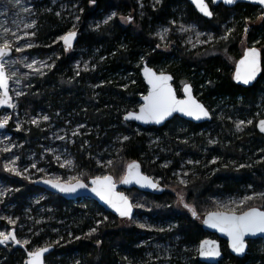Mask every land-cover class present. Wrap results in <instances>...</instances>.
<instances>
[{"label":"trees","instance_id":"trees-1","mask_svg":"<svg viewBox=\"0 0 264 264\" xmlns=\"http://www.w3.org/2000/svg\"><path fill=\"white\" fill-rule=\"evenodd\" d=\"M63 1L72 7L69 17L59 7ZM208 4L213 11L210 19L195 12L186 0H162L161 4L155 0H95V4L89 0L34 1L36 46L31 52L54 67L49 70L46 66L29 79L28 89L17 99L19 114L29 119L45 112L55 128L65 126L71 132L78 127V135L70 136L65 146L75 173L85 182L98 175H111L119 182L126 165L138 161L142 172L158 178L164 191L153 195L125 190L143 205L135 209L134 216H146L153 224L162 225L165 220L172 224L171 230L161 232H155V227L140 228L132 220L104 211L89 198L67 201L0 167V180L13 190L7 191L1 210H11L15 233L19 239L31 241L26 246L29 250L53 246L45 264H162L157 241L171 245L169 264H203L197 260V246L202 239L216 236L202 230L201 220L217 210V196L238 195L250 187L256 198L249 203L264 209V199L257 195L264 193V135L254 126L264 117V20L256 23L264 10L249 4L232 8ZM112 13L116 15L105 25L103 21ZM129 16L131 23L120 22V17ZM239 16L247 17L238 23ZM180 21L210 34L211 41L189 48L175 35L171 52L157 48L163 44L157 30L167 27L172 35L170 22ZM74 23L77 40L66 52L58 37ZM243 24L250 40L257 33L263 38L256 44L260 47L261 74L247 88L232 81L233 64L241 56ZM225 26H230L228 32ZM224 36L227 39H221ZM141 57L156 72L162 69L169 73L175 89L179 80L190 81L196 98L209 109L211 121L194 124L174 117L161 127H138L124 121L123 116L136 110L140 96L146 93L139 74ZM200 74L203 85L199 88L196 79ZM125 77L131 81L126 82ZM176 93L180 96L179 90ZM231 117L251 118L252 124L238 132ZM204 127L207 131L199 133ZM41 128L30 122L21 125L15 136L22 149L34 147L42 139ZM124 136L130 139L123 141ZM210 137L216 141L213 146L208 143ZM255 149L259 152L250 159ZM213 157L215 164L210 163ZM109 160L111 165L106 163ZM188 161H198L187 164L189 190L185 198L196 207L197 219L188 211L177 212L175 195L166 191V186L179 187L174 173ZM243 163L252 166L240 168ZM165 164L167 167H162ZM17 188L20 190L14 191ZM104 217L108 219L97 232L85 237ZM261 240L263 248L258 251L254 246ZM220 242L223 255L217 264H264V238L248 241L247 254L241 258L230 255L226 243ZM24 260L22 249L0 247V264H24Z\"/></svg>","mask_w":264,"mask_h":264},{"label":"snow or ice","instance_id":"snow-or-ice-1","mask_svg":"<svg viewBox=\"0 0 264 264\" xmlns=\"http://www.w3.org/2000/svg\"><path fill=\"white\" fill-rule=\"evenodd\" d=\"M218 0H211L212 4H216ZM236 0H223V3L226 5L234 4ZM251 3L260 5L262 9H264V0H250ZM90 4H95V0H89ZM162 0H155V4H161ZM192 3L195 5L196 9L205 17L212 18L213 11L210 10L209 4L206 3V0H192ZM28 11V9H25ZM82 11V9H81ZM59 16L60 13H57ZM116 13H112V15L108 16L103 23L107 25L109 21L113 19ZM79 16L75 17V20L79 21ZM260 20H264V15L258 17ZM121 20L126 23H131V17H121ZM247 22V21H246ZM175 27L174 22H170ZM34 23H25V28H33ZM100 27L99 24L96 25V29L98 30ZM76 24H73L72 30L67 31L64 35L59 37L60 41H63L64 51H68L73 47V41L77 37ZM193 29L191 27H185L183 24L180 25V31L189 32ZM170 29L165 27L161 31L157 33V36L161 41L167 39ZM248 29H245L247 32ZM13 36L16 35L15 32L11 33ZM32 36H35V33H32ZM24 39V37H17L15 43L11 42L8 39V30L0 35V107H4L6 109L16 107L15 104L12 103V97L9 94L10 89V81H12L13 77L16 76L15 72L6 73V68L9 67L8 58L13 51L16 53H23L26 51V48H32L35 45L32 43H28L25 46L20 44V40ZM211 37H209V42L211 41ZM221 39H227V36L221 37ZM50 46V45H49ZM160 45L157 44V48ZM59 57H57L58 59ZM144 58L141 57V63L143 64ZM12 64L15 63H23V61H12ZM36 64H40V67H35ZM27 68L32 69L36 73L41 72V68L47 66L49 70L54 67V64H47V62H39L33 61V63H28L25 65ZM85 70H87V65H85ZM260 71V52L255 48H247L244 52L243 58L239 61L236 66V71L233 79L237 83H241L244 85H248L250 82L256 79L258 72ZM142 74L144 79L146 80L149 88L147 95L141 97L143 103L139 106L138 112L128 111L126 115H124L123 119L125 121H140L144 124L154 123L161 124L168 117L172 116L173 113H180L183 116L190 117L193 120L200 121L203 119H211L209 109L200 103L194 96L192 86L186 82L183 83V93L184 98L178 99L175 91L173 90L170 81H172L173 77L167 74L165 71L161 70L159 73L151 69L150 67L143 66ZM76 75H79V71H77ZM135 83V81H132ZM16 96L20 97L24 95L21 91H16ZM12 119L10 115L0 116V129H4L9 121ZM43 121H48L49 117L47 115L42 117ZM39 120L32 119L30 123L35 126H39ZM244 121H239L236 123L235 127L237 131L242 130V125H244ZM247 124H252V121H247ZM80 127H83L81 125ZM259 131L264 133V119L259 120L257 125ZM20 124L17 123L16 131H20ZM72 135H78V132L73 131ZM59 139H64V137H58ZM130 138L128 136L123 137V141H127ZM187 143V141H184ZM209 144H214L216 141L209 139ZM12 149L9 147L0 148V152H10ZM19 157L15 159H10L8 163L3 165V171L6 173H10L14 176L22 177L27 179L24 175V172L16 167V163ZM59 160V157H57ZM217 161L214 158L211 163L215 164ZM68 163H71L69 161ZM99 163V161L97 162ZM108 165H111L113 161L109 160L106 162ZM188 163H198V161H188ZM62 167L64 165H61ZM103 166V165H102ZM252 165L240 164V168L251 167ZM33 168H36V165H32ZM140 164L135 161L128 163L126 165V169L124 174L120 177V183L124 185L129 184H137L141 188H151L158 189V181L153 180L147 175H143L140 171ZM162 167H167V164L162 165ZM42 171V169H41ZM178 177V183L180 185L187 186V181H185L180 177L179 173H174ZM184 176H187L188 173L184 172ZM75 181L74 183L72 181ZM42 183L49 185L51 188L56 189L58 192L65 194H74L79 189H85L96 197H98L104 204H106L110 209H112L115 213H117L122 219L127 218L132 220V212L134 207H142L143 205L136 203L133 204L130 202L129 198L125 196L123 193H118L115 191V182L111 175H98L87 182L81 181L79 178L73 177L72 180L67 182H61L59 179H45ZM20 189H15L14 191H19ZM9 192L13 191L12 189H8ZM3 195V192H0V196ZM257 195L260 198L264 199V193H258ZM256 197L249 195L245 196L241 201H231L229 203L218 204L216 211L208 212L203 218L202 223L209 227L216 229L217 231L223 233L228 237L229 247L233 253L237 256H243L246 254L247 243L246 237H257L258 234H261V238H264V210L258 208L256 206H252L249 202L254 200ZM4 201L0 199V203ZM179 205H182L184 209H186L193 219L200 218L198 215V211L193 204L187 203L184 199L183 193L178 194ZM234 205V206H233ZM247 205V207H245ZM223 209V210H221ZM107 217H104L102 220L96 222V227L90 229L89 232L85 233V237L93 236L100 225L107 221ZM0 220L6 221L9 225L15 226L16 220L12 219L8 216H0ZM39 223V221H37ZM140 228H146L145 224H137ZM174 227V226H173ZM151 230V229H149ZM159 231H165V229L160 228ZM171 230V229H169ZM71 236V234H69ZM75 239H81L80 236H76ZM31 241L28 239H19L14 230L12 231H0V245L8 246L9 244L16 246L18 245L21 248H25L27 253V258L24 264H45V253L50 251L51 245H45L42 247H35L29 250L26 246L30 245ZM55 243H59L56 241ZM100 241H97V245L99 246ZM200 257L205 258H215L220 257L221 252L216 246L214 241L211 240H203L201 241L199 248L197 249ZM79 264V261L76 262Z\"/></svg>","mask_w":264,"mask_h":264},{"label":"rangeland","instance_id":"rangeland-1","mask_svg":"<svg viewBox=\"0 0 264 264\" xmlns=\"http://www.w3.org/2000/svg\"><path fill=\"white\" fill-rule=\"evenodd\" d=\"M34 1L35 0H0V35H2L7 29L8 39L11 42L15 43L17 37H24V39L20 40V44L22 46L26 47L28 43H32L36 46V42L34 41V36H32L35 26L33 28L24 27L25 23H34L35 25V12L33 11ZM50 1L52 4L55 3V0H50ZM59 7H61L62 12H66L65 13L66 17H69V15L72 13V7L69 6L67 2L63 1V3L60 4ZM25 9H28V11H25ZM262 15L263 14H259L256 17V23L259 24L261 22V20L258 19V17ZM246 17L247 16H239V18H237V22L238 23L244 22V18ZM119 20L120 22L126 24V22L121 20V17L119 18ZM182 24L185 27H191L193 30L182 33L180 31V25ZM243 26H244L243 28L244 33L242 35L241 42L239 44L240 55H242L243 50L245 48L255 47L256 44L263 39L261 34L257 33L255 37H253V39L250 40V38L247 36V32H245V29H246L245 24H243ZM162 29L163 28H159L157 30V33L161 31ZM226 30L228 32L230 30V26H227ZM12 32H15L16 35L13 36L11 34ZM171 32H173V34L172 35L168 34L167 39L162 41L163 44L160 45L159 49L167 51V52H171V47L173 45L171 41L175 35H177V37H179V40H181L182 43L188 46L189 48H194L199 45L205 44L206 42L209 41V37H210V34L201 32L197 30L195 26L191 24H186L181 21L175 24V27H173V31ZM64 34H61V35H64ZM59 37H58V40H59ZM32 48H26V51L23 53H16L15 51H13L12 55L6 58L9 61V65H10L9 67L6 68V73L8 72L16 73V76L13 77L12 81H10V89H9V93H10V96L12 97L13 104H15L16 107L12 109L11 111L4 110V109L0 110V116L10 115L12 117L8 125L2 131H0V148L9 147L12 149L10 152H0V167L3 171V165L5 163H8L10 159H15L16 157H19L16 163V167L20 169L21 171H24L25 169H27V171L24 172V175L28 177L27 178L28 181L33 182L39 179H59L61 182H67L69 180H72L73 177L79 178V176L75 173V168L73 167L71 156L69 155V152L65 146V142H67L68 138L72 136L73 131H77L78 127L73 128L70 132L67 130V128H65V126L63 127L59 126V128H55V124L50 120V118L48 121H43L42 117L47 115V113L45 112H39L37 115L29 119H26L24 116H22L18 112V104H17L18 100L17 99L19 97H17L15 93L16 91H21L25 93L29 87V79L36 74V72H34L32 69L27 68L25 65L28 63H33V61L46 62L45 59H40L39 56L32 53L31 52ZM258 48L260 49V47ZM172 58L173 57H170V59ZM12 61H23V63L12 64L11 63ZM162 62L164 63L165 60ZM234 64H233V67H234ZM35 67H40V64H36ZM45 67L46 66L41 68V70H43ZM161 70L162 69H160L158 72H160ZM124 80L126 82L131 81L129 77H125ZM196 80L199 82V88L202 87L203 77L201 78V74L197 76ZM182 82L191 83L190 81L179 80L175 84V86L177 87L176 90L180 91V96H181V86L183 85ZM219 103L220 104L222 103V105L226 107L225 106L226 103L224 101H219ZM32 119H37L40 121L39 124L42 126L41 129L44 132V135L41 140L36 141L37 143L35 144L34 147H31V148L26 147L22 149L21 148L22 144L17 141L18 138L15 136V134L17 133L16 125L17 123H19L21 127L23 123H28ZM249 120H252V119L251 118L241 119L237 117L230 118V121L235 123L234 125H236V123L239 121L245 122V124L242 125V130L238 132H242L244 129H246L249 126V124H247V121ZM176 131L179 132V129H177ZM204 131H207L206 127L202 128L199 131V133L202 134ZM208 133L209 132L205 133L204 135L207 136ZM58 137H64V139H59ZM209 139L214 140L211 137L208 138V140ZM210 145L213 146L215 144H210ZM258 147L259 149L261 148L260 142H258ZM258 152L259 150L258 151L256 149L252 150L253 154L249 156V158L251 159V157H253V155H255ZM57 157H59V160H57ZM214 158L215 157L210 158V163ZM69 161H71V163H68ZM33 164L36 165V168L32 167ZM187 164L188 166H192L194 163L190 164L188 162H185L175 172V173H179L180 174L179 178H182L185 181H186V176H184L183 173L184 172L189 173V167L187 166ZM61 165H64V166L62 167ZM154 180L159 182L158 178H154ZM188 190H189L188 187H185L184 185H179V187L178 186H170V187L166 186V191L173 193L175 195L174 205H175V210L177 212L187 211L186 209L183 208L182 205H179L177 201H178V194L182 192L184 199H185L188 193ZM7 191H8V187L5 185V183L2 180H0V192H3V195L0 196V199H2L3 201L5 199ZM125 194L133 204H136L139 202L138 200H133V197L128 195L127 193ZM249 195H253V194H252L251 188L247 187V188H244L243 192L238 195L235 194V195L217 196L216 201H217V205L229 203L231 201H241L244 199L245 196H249ZM1 204L2 203H0V216H8L14 219L12 216V212L9 208H4L3 210H1ZM134 208L137 210L140 207L138 208L134 207ZM132 221L135 224H145L147 226L146 228L151 229V230H153L152 229L153 227L157 229L163 228L165 230L167 229L169 230L172 228L171 222H168L165 220L162 222L163 223L162 225L153 224L152 223L153 221L149 220V218L146 216L141 217V216L135 215L133 216ZM11 228H13V225H9L6 221L0 220V231H9ZM154 231L161 232L159 230L158 231L154 230ZM220 243L222 247V242ZM155 247H156L158 256H160V259H162L163 261L162 264H169L168 262H169V258H170L171 251H172L171 245L170 244L167 245L166 243L157 241L155 243ZM254 248H257L258 251L262 250L263 248L262 240L259 241L257 244H255ZM187 259H185V261H187Z\"/></svg>","mask_w":264,"mask_h":264},{"label":"water","instance_id":"water-1","mask_svg":"<svg viewBox=\"0 0 264 264\" xmlns=\"http://www.w3.org/2000/svg\"><path fill=\"white\" fill-rule=\"evenodd\" d=\"M192 7H193V9L195 10V12H197L199 15H201L202 17H204L205 19H210V18H208V17H205V16H203L197 9H196V7H195V5L192 3V0H186ZM210 3L212 6H214V7H216V6H218V5H220V4H222L223 6H225V7H227V8H232V7H234V6H236V5H238V4H249V5H252V6H257V7H259V8H261V6L260 5H256V4H253V3H251L250 2V0H236V2L234 3V4H231V5H226V4H224L223 3V0H218V2L216 3V4H212L211 3V0H206V3ZM209 8H210V6H209ZM262 9V8H261ZM211 10V9H210ZM264 10V9H263ZM76 40H77V37H76V39L73 41V46L75 45V43H76ZM61 42V44H62V46L64 47V44H63V41H60ZM73 48V47H72ZM247 48H251V47H247ZM247 48H245L244 50H243V53H242V55L236 60V62H235V64H234V67H233V72H232V81L236 84V85H239V86H241V87H243V88H247V87H250L253 83H255L257 80H258V78H259V76H260V74H261V53H260V71L258 72V74H257V76H256V79L254 80V81H252V82H250L248 85H244V84H241V83H237L234 79H233V77H234V74H235V71H236V66H237V64L239 63V61L243 58V56H244V52H245V50L247 49ZM259 52H260V50H259V48H257V47H255ZM12 55V54H11ZM10 55V56H11ZM9 56V57H10ZM143 66H147V67H150L146 62H143V64L141 65V68H140V70H139V74H140V77H141V79H142V81H143V83H144V85L146 86V93L144 94V95H147V92H148V88H149V86H148V84H147V82H146V80L144 79V76H143V74H142V67ZM151 68V67H150ZM151 69H153V68H151ZM154 70V69H153ZM155 71V70H154ZM157 73H159V72H157ZM167 74H169V73H167ZM170 75V74H169ZM173 80V79H172ZM186 83H188V84H190L189 82H186ZM170 84H171V86H172V88H173V90L175 91V93H176V89L174 88V86H173V84H172V81H170ZM191 85V84H190ZM193 90V89H192ZM10 94V93H9ZM144 95H142V96H144ZM176 95H177V93H176ZM142 96H140V98H139V102H140V105L143 103V100L141 99V97ZM193 96L196 98V96L194 95V93H193ZM177 98L178 99H183L184 98V93H183V85L181 86V96H178L177 95ZM197 99V98H196ZM198 100V99H197ZM199 101V100H198ZM200 103H202L201 101H199ZM12 103H13V100H12ZM203 104V103H202ZM139 105V106H140ZM204 105V104H203ZM139 106L137 107V109L136 110H134V112H138V110H139ZM2 109H4V110H12V108H8V109H6V108H4V107H0V110H2ZM127 114V113H126ZM125 114V115H126ZM210 116H211V114H210ZM124 117V116H123ZM174 117H178V118H180V119H183V120H186V121H189V122H192V123H194V124H199V123H205V122H210L211 121V119H203V120H200V121H196V120H193L192 118H190V117H186V116H183L182 114H180V113H173V115L172 116H170V117H168L165 121H163L161 124H159V125H157V124H154V123H149V124H144V123H142V122H140V121H135V120H132V121H126V122H133L135 125H137L138 127H147V126H149V127H161V126H163L167 121H169V120H171L172 118H174ZM261 119H264V117H262V118H258L256 121H255V130L257 131V133H259L260 135H264V133H261L260 131H259V129H258V127H257V125H258V122H259V120H261ZM124 120V119H123ZM125 121V120H124ZM3 129H0V131H2ZM136 163H138V161H136V160H134ZM131 162H133V161H131ZM130 162V163H131ZM139 164V163H138ZM125 169H126V167H125ZM140 171H141V173L143 174V175H147V174H145V173H143L142 172V169H141V167H140ZM148 176V175H147ZM150 177V176H149ZM93 178V177H92ZM150 178H152V177H150ZM91 179V178H90ZM89 179V180H90ZM114 179V178H113ZM153 179V178H152ZM43 180H45V179H39V180H35L34 181V185L35 186H38L39 188H41V189H43L44 191H46V192H49V193H51V194H55V195H58L59 197H61V198H63V199H65V200H67V201H75V200H77V199H81V198H89V199H91V200H93V201H95L96 203H97V205H99L104 211H106V212H108V213H110V214H112V215H114L115 217H117V218H121L117 213H115L112 209H110L106 204H104L98 197H96L94 194H92L91 192H89V191H87V190H85V189H79L76 193H74V194H65V193H61V192H58L56 189H54V188H51L49 185H47V184H44V183H42V181ZM154 180V179H153ZM82 181V180H81ZM88 181V180H87ZM86 181V182H87ZM75 181H73V183H74ZM83 182H85V181H83ZM114 182H115V180H114ZM130 189H135V190H138V191H141V192H144V193H149V194H153V195H160V194H162V192L164 191V187L161 185V184H159L158 183V189H151V188H141L139 185H137V184H129V185H124V184H121L120 183V181L119 182H115V191L116 192H118V193H123L125 196H126V194H125V190H130ZM130 200V199H129ZM131 202V201H130ZM262 210H264V209H262ZM211 212V211H210ZM134 214H135V208H133V212H132V217L134 216ZM207 214V213H206ZM205 214V215H206ZM204 215V216H205ZM203 216V217H204ZM125 219H127V218H125ZM201 228H202V230L203 231H205V232H207V233H209V234H211V235H215L216 236V238H211V237H206V238H204V239H202L201 241H203V240H211V241H214L215 242V244H216V246L218 247V249L220 250V252H221V256L220 257H215V258H205V257H200L199 256V253H198V251H197V260H198V262H200V263H203V264H217L220 260H221V258H222V255H223V253H222V250H221V243H220V241H224L225 243H226V246H227V250H228V252H229V254L230 255H232V256H234V257H238V258H241V257H243V256H237L235 253H233L232 251H231V249H230V247H229V242H228V237L226 236V235H224L223 233H221V232H219V231H217L216 229H213V228H209V227H207V226H205L203 223H202V220H201ZM12 230H14L15 231V229L14 228H11L9 231H12ZM257 239H261V234H258L257 235V237H246L245 238V240H246V243H247V249H246V254H247V250H248V241H253V240H257ZM201 241L199 242V244H198V246H197V249L199 248V245H200V243H201ZM9 246H12L13 248H18V249H22L23 251H25V248H21V247H19L18 245H16V246H13V245H11V244H9ZM0 247H5V246H3V245H0ZM53 246H51L50 247V251L49 252H47V253H45V258L53 251ZM26 258H27V253H26V251H25V260H26ZM25 260H24V262H25Z\"/></svg>","mask_w":264,"mask_h":264},{"label":"flooded vegetation","instance_id":"flooded-vegetation-1","mask_svg":"<svg viewBox=\"0 0 264 264\" xmlns=\"http://www.w3.org/2000/svg\"><path fill=\"white\" fill-rule=\"evenodd\" d=\"M9 246V245H8ZM221 250H222V248H221Z\"/></svg>","mask_w":264,"mask_h":264}]
</instances>
